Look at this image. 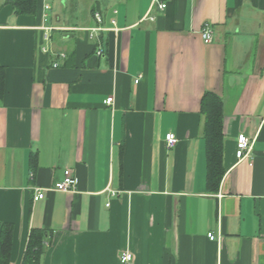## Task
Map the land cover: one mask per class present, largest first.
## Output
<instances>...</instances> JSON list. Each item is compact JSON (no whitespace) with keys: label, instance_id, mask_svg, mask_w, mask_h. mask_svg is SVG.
Masks as SVG:
<instances>
[{"label":"crops","instance_id":"obj_1","mask_svg":"<svg viewBox=\"0 0 264 264\" xmlns=\"http://www.w3.org/2000/svg\"><path fill=\"white\" fill-rule=\"evenodd\" d=\"M9 1L0 0V225L14 228L10 264H22L33 229L50 234L41 264H122L123 252L130 264H264V0H161L163 11L155 0H52L47 12L38 0L32 16ZM206 92L224 105L215 192ZM240 135L251 143L243 160ZM66 170L75 192L54 190Z\"/></svg>","mask_w":264,"mask_h":264},{"label":"trees","instance_id":"obj_2","mask_svg":"<svg viewBox=\"0 0 264 264\" xmlns=\"http://www.w3.org/2000/svg\"><path fill=\"white\" fill-rule=\"evenodd\" d=\"M16 14L32 16L38 12V0H10ZM3 73L0 72V85ZM201 114L204 117V139L206 142L208 190L218 191L225 171L224 157V105L220 96L206 92L201 100ZM14 228L11 224L0 225V264H10ZM50 234L45 230L33 229L22 264H41Z\"/></svg>","mask_w":264,"mask_h":264},{"label":"built area","instance_id":"obj_3","mask_svg":"<svg viewBox=\"0 0 264 264\" xmlns=\"http://www.w3.org/2000/svg\"><path fill=\"white\" fill-rule=\"evenodd\" d=\"M46 3L44 4V12H47L51 10V4L50 2L52 0H45ZM154 5H156L159 10L163 11L167 8V4L165 2H162L161 0H155ZM94 18L98 24L102 23V17L99 13H96L94 15ZM49 30V29H48ZM101 27H96L92 29V36H95L97 32L101 31ZM202 37L206 42H211L213 38V31L205 27L202 31ZM45 39H48V36L46 34ZM99 55H102V50L100 49ZM138 82V81H137ZM113 102V98H109L107 100V104L111 105ZM166 145L169 149H172L176 147L179 140L176 137L175 134L169 133L166 135ZM251 151V143L249 139L245 135H240L237 141V158L239 160L245 159L249 152ZM54 190L59 192H75L77 190V179L74 176L73 172L71 170H66L64 172V179L61 182H58L54 186ZM35 196L34 200L39 201L43 200L45 198V191L42 189H35ZM112 196L117 195V192L112 191ZM109 206V205H108ZM208 239L212 242H216L218 245L222 246V243L224 242V236L222 234H215L213 232L208 234ZM120 261L122 264H130L133 261V255L128 252H123L120 256Z\"/></svg>","mask_w":264,"mask_h":264}]
</instances>
